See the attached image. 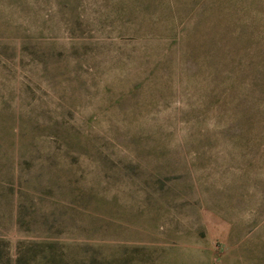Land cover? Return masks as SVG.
Wrapping results in <instances>:
<instances>
[{
  "label": "rangeland",
  "instance_id": "374dc122",
  "mask_svg": "<svg viewBox=\"0 0 264 264\" xmlns=\"http://www.w3.org/2000/svg\"><path fill=\"white\" fill-rule=\"evenodd\" d=\"M220 5L0 0V264H264V0Z\"/></svg>",
  "mask_w": 264,
  "mask_h": 264
},
{
  "label": "trees",
  "instance_id": "16d2710c",
  "mask_svg": "<svg viewBox=\"0 0 264 264\" xmlns=\"http://www.w3.org/2000/svg\"><path fill=\"white\" fill-rule=\"evenodd\" d=\"M209 9H214L217 11L221 10L220 0H210V6H207ZM228 15L226 16V26L230 24H234L238 26L240 32L243 34V30H245V26L247 24V20L243 19L238 14ZM254 36V33L252 34ZM258 39L251 37L248 41H246L244 49L238 58V66L247 68V76L250 74L248 70V65L251 67V82L252 89L255 90V98L254 105L251 107V110L256 109L259 111V107L262 106L264 109V44L263 46H259ZM254 50V55H253ZM248 99V97H246ZM250 109V106L247 107V110ZM249 110V111H251ZM262 113V112H261ZM264 114V113H262Z\"/></svg>",
  "mask_w": 264,
  "mask_h": 264
}]
</instances>
